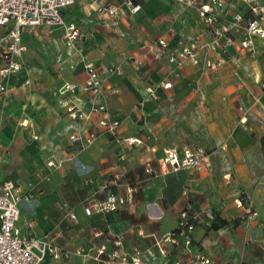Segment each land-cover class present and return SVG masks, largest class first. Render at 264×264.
<instances>
[{"label": "crops", "instance_id": "1", "mask_svg": "<svg viewBox=\"0 0 264 264\" xmlns=\"http://www.w3.org/2000/svg\"><path fill=\"white\" fill-rule=\"evenodd\" d=\"M258 1L264 8V0ZM239 13L245 20L231 32L236 42L225 52L209 47L213 34L198 11L173 0H147L140 13L122 17L123 36L98 19L90 0H76L64 10L85 33L76 49L68 47L62 30L24 34L23 69L7 80L0 77L10 88L0 100V184L14 181L27 198L20 204L22 230L52 233L64 252L43 264H98L92 259L97 247L116 235L124 237L127 249L151 248L152 264H173L178 248L166 244L163 256L155 242L177 228L183 211L199 218L194 250L210 253L213 264H264V38L252 37L253 52L242 48L248 6L224 0L217 15L228 23ZM159 38L168 48L156 60L145 44ZM192 42L198 45V63L169 61L172 52ZM129 58L143 62L140 72ZM84 59L123 69L107 76L106 86L118 94L104 99L120 126L115 135L102 133L90 145L86 139L101 129L99 119L72 120L56 95L64 84L86 80ZM208 63L218 64L217 69ZM26 79L31 85L23 86ZM162 82L173 88L158 87ZM148 86L156 88V98L142 103ZM80 97L81 111L89 112L86 96ZM72 134L80 141L72 142ZM173 148H202L212 166L203 172H161L160 160ZM147 167L156 175L150 177ZM114 174L120 179L115 181ZM128 188L131 204L106 214L93 211V200H103L108 192L125 195ZM249 205L257 216L247 226ZM215 219L228 225L211 229Z\"/></svg>", "mask_w": 264, "mask_h": 264}, {"label": "built area", "instance_id": "2", "mask_svg": "<svg viewBox=\"0 0 264 264\" xmlns=\"http://www.w3.org/2000/svg\"><path fill=\"white\" fill-rule=\"evenodd\" d=\"M90 1L94 5L98 19L108 29L123 36L124 34L120 30L122 17L135 16L140 13L147 0H123L117 4L107 0ZM173 1L193 7L198 11L213 34V41L209 45L212 50L216 51L220 48L225 52L229 46L235 44L236 40L231 36V32L241 28L240 23L245 20V16L239 13L231 22H220L217 12L224 5V0ZM240 1L248 6L251 14L243 28L246 36L241 41V47L253 52L252 37L264 38V8L259 5L258 0ZM75 2L76 0H0V27L4 29V33L0 36V77L2 80L9 79L23 69L21 60L27 51L23 42L25 33L37 34L44 31L51 35L55 30H62L68 47L77 48V45L84 40L85 33L75 21L67 20L64 16V10L73 6ZM145 47L153 58L158 60L165 54L168 43L165 39L159 38L146 42ZM197 48L196 42H192L189 46L172 52L169 55V61L178 62L180 65L187 60L198 63ZM129 62L136 72H140L144 67L143 62L138 59L129 58ZM84 67L87 74L86 80L78 85L64 84L57 90L56 95L59 98V106L72 120H90L92 117L99 119L98 124L101 129L90 133L86 139V143L90 145L102 133L115 135L120 126L119 120L111 118L104 99L107 95L118 94L117 88L106 86L107 76L121 75L123 69L119 64L101 68L95 62L85 59ZM207 67L215 70L218 64L208 63ZM31 83V80L26 79L23 86H29ZM158 87L170 90L173 88V84L162 82ZM9 92L8 85L4 81L0 83V100ZM146 94L142 103L156 98V88L148 86ZM81 95L86 96L89 103V112L87 113L81 111ZM240 109L243 110V108ZM248 109L245 110L246 113ZM241 121L245 122V117ZM70 140L72 142L80 141V135L72 134ZM129 143L134 144L135 140H129ZM3 160L4 155L0 149V167ZM48 164L53 166L52 162ZM211 166L210 154L202 148H186L182 151L175 148L169 149L160 160L161 172L181 169L203 172L209 170ZM146 173L150 177L156 175L151 167L146 168ZM119 179L120 175L114 174V180ZM106 188L107 184L104 189ZM23 199L27 198L22 196L21 187L14 181L7 180L0 184V264H43L49 258H62L64 252L56 244V238L52 233L36 236L31 232H24L20 227V204ZM132 202L133 190L128 188L125 195L108 192L103 200H93L92 209L97 214H106ZM239 205L242 206V203ZM256 216V210L249 205L245 216L246 225L249 226ZM68 217L76 220L74 213H68ZM192 220L196 222L199 221V218L183 211L180 214L177 228L157 240L155 246L163 256L168 255L166 244L178 248L179 254L173 264H213L210 253L200 249L194 250L196 225ZM26 226L30 230L33 224L28 222ZM102 235V233L96 234L97 237ZM153 258H155V254L151 248L142 250L139 246L132 245L127 249L122 235L105 237L104 242L97 247L92 256V259L98 264H152L151 259Z\"/></svg>", "mask_w": 264, "mask_h": 264}, {"label": "trees", "instance_id": "3", "mask_svg": "<svg viewBox=\"0 0 264 264\" xmlns=\"http://www.w3.org/2000/svg\"><path fill=\"white\" fill-rule=\"evenodd\" d=\"M191 215V214H190ZM192 222L197 226L198 225V222L199 221H194V220H192ZM217 222H219V223H217ZM228 225V222H226L225 220H217V219H215L211 224H210V228H212V229H214V230H218V229H220V228H222V227H225V226H227Z\"/></svg>", "mask_w": 264, "mask_h": 264}, {"label": "rangeland", "instance_id": "4", "mask_svg": "<svg viewBox=\"0 0 264 264\" xmlns=\"http://www.w3.org/2000/svg\"><path fill=\"white\" fill-rule=\"evenodd\" d=\"M212 229V228H211Z\"/></svg>", "mask_w": 264, "mask_h": 264}]
</instances>
